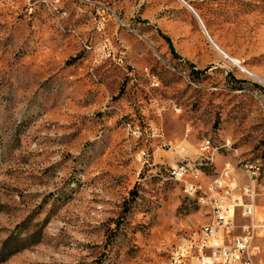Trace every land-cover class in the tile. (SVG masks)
I'll list each match as a JSON object with an SVG mask.
<instances>
[{
  "label": "rangeland",
  "instance_id": "374dc122",
  "mask_svg": "<svg viewBox=\"0 0 264 264\" xmlns=\"http://www.w3.org/2000/svg\"><path fill=\"white\" fill-rule=\"evenodd\" d=\"M183 1L0 0V264H167L206 139L264 212V0Z\"/></svg>",
  "mask_w": 264,
  "mask_h": 264
},
{
  "label": "built area",
  "instance_id": "2783aa9c",
  "mask_svg": "<svg viewBox=\"0 0 264 264\" xmlns=\"http://www.w3.org/2000/svg\"><path fill=\"white\" fill-rule=\"evenodd\" d=\"M98 50L104 57L113 55L106 42L100 43ZM125 124L129 129L128 123ZM130 132L139 133L138 129ZM150 134L160 135L154 128L150 129ZM207 143L208 140L199 142L198 154L206 156ZM163 145L167 150L175 148L168 141H163ZM251 166L252 184H245L240 180L242 177L235 178L237 170L227 162L223 168L206 169L200 203L203 206V202H210L207 218L201 224L179 232L168 252L167 264H264V246L258 241L264 237V212L256 216L254 210L259 168L256 163ZM164 168L175 172V178L183 179L181 187L185 192L196 190L192 181L193 160L184 158L182 165L168 163ZM176 242H183V249H176Z\"/></svg>",
  "mask_w": 264,
  "mask_h": 264
},
{
  "label": "bare ground",
  "instance_id": "6f19581e",
  "mask_svg": "<svg viewBox=\"0 0 264 264\" xmlns=\"http://www.w3.org/2000/svg\"><path fill=\"white\" fill-rule=\"evenodd\" d=\"M201 27L203 28L204 32L206 33V35H207L206 37H208V39L210 40V42L219 50V47L209 37V35L207 34V32L204 29V27L203 26H201ZM221 53L232 64H234L235 66H237L238 68H240L242 71H244L247 74L250 73V72H248V70H246L243 66L240 65V62H238L237 59H235V58H233V57H231V56H229V55H227V54H225L223 52H221ZM207 140H208V143L206 144L207 157L203 161L193 162V169L194 170H193V173H192V181L195 180V182H193V183L196 184V190H193L192 192H186L188 195L192 196L196 200V202L199 203V204H201L200 203V200L203 199V191H204L203 188H202L201 183H199L200 180H202V175H203V171H204L203 168L209 169V167L214 163V160H215L214 156H215V154L218 153V148L217 147H212L211 144H210L209 139H206L205 141H207ZM225 147H227V149H230L231 148V146H230L229 143L225 144ZM226 162L232 166V164L229 161H226ZM238 162L241 163V160H239ZM182 164L183 163H181L180 165H182ZM241 165L244 168V170L248 173L250 180L253 181L252 166L251 165H247V164H241ZM163 177L166 180H170V181H173V182L183 183V179L175 178V172H169L168 171V173L165 174V175H163ZM245 184H246V182H245ZM262 190H264V189H262ZM203 206L207 207L208 210H210V202H203ZM176 249H183V242H176Z\"/></svg>",
  "mask_w": 264,
  "mask_h": 264
},
{
  "label": "water",
  "instance_id": "95a60500",
  "mask_svg": "<svg viewBox=\"0 0 264 264\" xmlns=\"http://www.w3.org/2000/svg\"><path fill=\"white\" fill-rule=\"evenodd\" d=\"M186 8H188L190 10V12L192 13L193 17L195 18V20L197 21V23L202 26L201 21L199 19V17L197 16V14L195 13V11L193 10V8L191 6H189L185 1L183 0H179ZM209 40V39H208ZM210 41V40H209Z\"/></svg>",
  "mask_w": 264,
  "mask_h": 264
},
{
  "label": "trees",
  "instance_id": "16d2710c",
  "mask_svg": "<svg viewBox=\"0 0 264 264\" xmlns=\"http://www.w3.org/2000/svg\"><path fill=\"white\" fill-rule=\"evenodd\" d=\"M188 66V68H189V70L191 71V72H193V73H198V70H192V66L191 65H187ZM204 169V171L206 170V168H203ZM130 192H133V189H130Z\"/></svg>",
  "mask_w": 264,
  "mask_h": 264
},
{
  "label": "crops",
  "instance_id": "0c3cea01",
  "mask_svg": "<svg viewBox=\"0 0 264 264\" xmlns=\"http://www.w3.org/2000/svg\"><path fill=\"white\" fill-rule=\"evenodd\" d=\"M196 12V11H195Z\"/></svg>",
  "mask_w": 264,
  "mask_h": 264
}]
</instances>
